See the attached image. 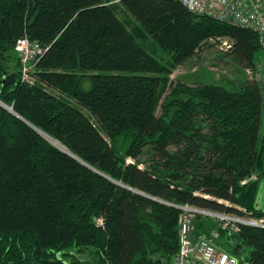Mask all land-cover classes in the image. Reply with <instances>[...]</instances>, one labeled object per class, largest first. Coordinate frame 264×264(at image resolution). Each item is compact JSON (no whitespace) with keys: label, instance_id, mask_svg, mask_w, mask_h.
Segmentation results:
<instances>
[{"label":"trees","instance_id":"16d2710c","mask_svg":"<svg viewBox=\"0 0 264 264\" xmlns=\"http://www.w3.org/2000/svg\"><path fill=\"white\" fill-rule=\"evenodd\" d=\"M110 1L0 0V103L13 109L0 105V264H173L180 206L264 219L257 81L171 82L218 38L253 71L258 36L178 0H114L131 29ZM24 37L45 51L33 84ZM194 224L240 264H264V228Z\"/></svg>","mask_w":264,"mask_h":264},{"label":"built area","instance_id":"2783aa9c","mask_svg":"<svg viewBox=\"0 0 264 264\" xmlns=\"http://www.w3.org/2000/svg\"><path fill=\"white\" fill-rule=\"evenodd\" d=\"M192 13L205 15L229 25L243 28L254 32L258 36L260 47L264 50V0H178ZM216 42L221 43L224 50L231 48L230 41L225 38H218ZM15 51L22 57V62L27 67L34 64L44 54V49L36 42H31L28 38H20L15 45ZM22 80L31 82L32 77L27 69L24 71ZM182 210L180 216L179 232V256L176 264H240V260L227 252L218 250L213 244V240L218 237L216 233L211 238H202L197 243L192 237V223L197 214L212 216L217 218L223 229H228L238 233L241 226L264 228V219L253 217H239L235 222L224 215L204 212L193 206H180ZM244 218H251L246 220ZM233 229V230H231ZM227 253V254H226Z\"/></svg>","mask_w":264,"mask_h":264},{"label":"rangeland","instance_id":"374dc122","mask_svg":"<svg viewBox=\"0 0 264 264\" xmlns=\"http://www.w3.org/2000/svg\"><path fill=\"white\" fill-rule=\"evenodd\" d=\"M110 2H112L111 4L115 5L116 11L118 13V17L120 18L121 21L127 24L128 27H130L131 29L138 27L134 18L123 8V6L119 2L116 3L114 2V0H111ZM216 43L217 44L214 46H208L207 48H205L202 52L199 53L198 56L193 58L191 61L176 66L173 69L171 75L172 85H175L179 82L188 85L220 84V78H222V81H227V82H230V80L232 81L234 80L233 82H231L233 84L235 82L237 83V81L239 82L248 81L251 84H253L254 81H257V83L261 87L262 100H263L260 134L264 135V51L255 54V57L253 59L254 70L252 71L249 70V68H247L246 65L243 64L239 65L235 63L231 57L226 56V53L222 51L224 49L222 48L221 43L219 42ZM145 44L148 47L154 48L157 51L158 58L160 59L164 58L162 52L159 50V48L155 45L154 41L148 35L145 36ZM231 83H227V86L233 88L234 85ZM89 88H90V83L88 82L84 85V89L88 90ZM39 134L42 135L43 133L40 131ZM52 141H56V140L49 139V142L52 143ZM52 144L56 147L54 143ZM60 149L66 150L65 148H60ZM141 167L143 169L142 165ZM253 179H255V177ZM258 205L260 206V208L264 209V180L260 185ZM200 210L204 212L215 213L209 210H203V209ZM216 214L223 215L220 213H216ZM224 216L230 218V219H225L229 222H235L240 219L235 215H224ZM244 219L251 220V218H244ZM97 224L99 226H102L104 224V221L102 219H97ZM218 240L219 238L214 239L213 242L215 245L217 244L216 241Z\"/></svg>","mask_w":264,"mask_h":264},{"label":"bare ground","instance_id":"6f19581e","mask_svg":"<svg viewBox=\"0 0 264 264\" xmlns=\"http://www.w3.org/2000/svg\"><path fill=\"white\" fill-rule=\"evenodd\" d=\"M247 30V29H246ZM15 53H16V55H17V57H18V59H19V66H20V70H21V74H22V76L24 75V71H25V69H27V71H28V73H29V75L32 77V81L31 82H27V83H29V84H33L34 83V77L32 76L33 75V73L35 72V69H36V65H37V62H35L34 64H29L27 67L24 65V63L22 62V57H21V55L18 53V52H16L15 51ZM3 106H5L6 107V110H8V111H10V112H12L13 113V111H11V108L12 107H8V106H6V105H4L3 104ZM52 140V139H51ZM52 143H54L56 146H58V147H60V148H63L58 142H56V141H52ZM59 148V149H60ZM223 215H230V214H223ZM236 216V215H235ZM237 217H239V216H237ZM178 230H179V232H180V221L178 222ZM191 234H192V236H193V223H192V232H191ZM218 250H220V249H218ZM179 253H180V251L178 252V255H177V257H176V260H175V263H176V261H177V258H178V256H179ZM227 254V253H226ZM229 254V253H228Z\"/></svg>","mask_w":264,"mask_h":264},{"label":"crops","instance_id":"0c3cea01","mask_svg":"<svg viewBox=\"0 0 264 264\" xmlns=\"http://www.w3.org/2000/svg\"><path fill=\"white\" fill-rule=\"evenodd\" d=\"M225 204L228 205L229 203H225ZM180 216H181V215H180ZM211 217H212V216H211ZM213 218H215V217H213ZM179 219H180V217H179ZM216 219H217V218H216ZM217 220H218V219H217ZM194 223H195V218H194V220H193V236H192V237H193V239H194V242L197 243L200 239H202V238H207V237L197 236V235H196V233H195V224H194ZM214 233H216V232H214ZM214 233H213V234H214ZM213 234H212V235H213ZM216 234H217V233H216ZM212 235H211L209 238H211ZM217 235H218V234H217ZM209 238H207V239H209ZM217 238H218V237H217ZM217 238H216V239H217ZM213 241H214V240H213ZM213 244H214V242H213ZM214 245H215V244H214ZM179 246H180V242H179ZM215 246H216V245H215ZM216 247H217V246H216ZM217 248H218V247H217ZM218 249H220V248H218ZM220 250H221V249H220ZM222 251H223V250H222ZM174 264H176V263L174 262Z\"/></svg>","mask_w":264,"mask_h":264},{"label":"water","instance_id":"95a60500","mask_svg":"<svg viewBox=\"0 0 264 264\" xmlns=\"http://www.w3.org/2000/svg\"><path fill=\"white\" fill-rule=\"evenodd\" d=\"M0 105L2 106V107H4L5 109H6V107L5 106H3V104H1L0 103ZM11 111H13V109L11 108ZM18 117V116H17ZM21 119V118H20ZM23 120V119H22ZM26 122V121H25ZM27 123V122H26ZM57 147V146H56ZM62 151H64L65 153H68V154H70L69 152H67V150H63V149H61ZM71 155V154H70ZM74 159H76V160H78V158L77 157H75V156H72ZM78 161H80V160H78Z\"/></svg>","mask_w":264,"mask_h":264}]
</instances>
